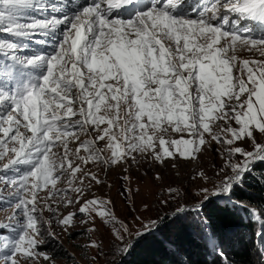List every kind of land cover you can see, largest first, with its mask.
I'll use <instances>...</instances> for the list:
<instances>
[{
	"label": "snow or ice",
	"instance_id": "obj_1",
	"mask_svg": "<svg viewBox=\"0 0 264 264\" xmlns=\"http://www.w3.org/2000/svg\"><path fill=\"white\" fill-rule=\"evenodd\" d=\"M241 49L258 58H242ZM169 130L177 138L166 140ZM213 143L222 166L211 187L195 195L168 189L176 219L196 213L206 231L199 214L216 197L247 211L264 237V206L233 201L264 163V0H0V173H10L0 175V203L11 207L0 222V264L52 260L39 251L45 225L54 235L45 211L65 231L76 215L58 214L56 197L78 205L82 223L119 222L110 201L87 198L85 179L101 183L85 170L89 161L196 159ZM65 173L68 186L58 188ZM163 219L143 222L135 236L159 231ZM114 236L124 244L118 251H129L132 239ZM206 240L225 257L214 233ZM259 255L264 264V245Z\"/></svg>",
	"mask_w": 264,
	"mask_h": 264
},
{
	"label": "rangeland",
	"instance_id": "obj_2",
	"mask_svg": "<svg viewBox=\"0 0 264 264\" xmlns=\"http://www.w3.org/2000/svg\"><path fill=\"white\" fill-rule=\"evenodd\" d=\"M240 55L242 58H258V53L253 56L252 53L244 49L240 50ZM237 74L239 73L237 72ZM214 130L219 131L220 129ZM163 135L166 140L177 138L171 130ZM87 138L83 134L81 135V140ZM105 144L106 141L97 142L96 146L104 149ZM69 147L75 152L78 144L73 141L70 142ZM218 147L214 143L207 146L196 159L179 157L177 154L176 159L165 157L163 162H160L149 155L133 153L134 159L129 157L127 162H121L118 166L106 167L102 163L89 161L85 170L95 174L101 183L97 184L95 181L85 179V184H91V189L87 190V198L110 201L108 208L111 213L117 221L127 224L131 232L125 234L122 232L121 223H105L104 219L99 216H96L94 224L82 223L87 217L78 212V205L65 207L59 203V197H56L57 203L52 206L57 209L58 214L76 213L75 226L65 231L55 222L52 214L45 211V217L53 218L51 231L54 235H48V228L45 225L42 229L44 243L39 251L51 256L52 260L46 262L41 258L39 264H121L127 257L128 251L123 253L118 251V248L123 247L124 244L115 239L114 230H121L122 235L125 236V243L130 238L134 242L139 238L135 236V231L141 227L143 222L148 219L174 215L177 200L169 196V188L179 190L182 195L185 190L190 195H195L199 186L211 187V184L217 179L215 173L222 166L221 158L216 151ZM80 155H86L83 149H81ZM103 155H110V152L105 151ZM73 161L78 162V157H73ZM201 172L207 175L209 178L207 181L200 176ZM3 174L10 173H0V175ZM261 174L260 183L264 185V172ZM125 177L127 179H124ZM68 179L69 174L65 173L57 181L56 186L58 188L67 187ZM79 183V178H77L75 184L79 185ZM7 191L5 188V195H7ZM46 193V189L42 190L39 196L44 198ZM68 195L75 197L76 194L69 191ZM196 199L202 200L203 198L197 196ZM211 199L224 203L222 199L210 197L207 201H203L204 204ZM237 209L243 213L242 208ZM10 214L11 207L0 203V222H6ZM93 241L99 245L98 248L90 246ZM28 264H32V262L29 261Z\"/></svg>",
	"mask_w": 264,
	"mask_h": 264
},
{
	"label": "trees",
	"instance_id": "obj_3",
	"mask_svg": "<svg viewBox=\"0 0 264 264\" xmlns=\"http://www.w3.org/2000/svg\"><path fill=\"white\" fill-rule=\"evenodd\" d=\"M262 172L264 163L258 164L245 177L244 184L237 187L233 201L264 206ZM242 210L243 213L232 204L209 200L199 214L207 222L206 231L198 226L196 213L180 220L175 215H168L159 231L154 230L151 235L145 234L132 242L121 264H261L259 252L264 245V237L258 235L261 225ZM207 233L215 234L225 257L218 256L208 247Z\"/></svg>",
	"mask_w": 264,
	"mask_h": 264
}]
</instances>
